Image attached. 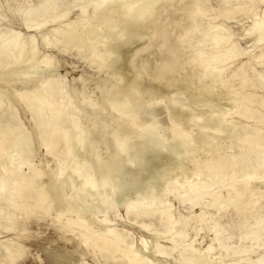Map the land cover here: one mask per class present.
I'll list each match as a JSON object with an SVG mask.
<instances>
[{
	"label": "bare ground",
	"instance_id": "obj_1",
	"mask_svg": "<svg viewBox=\"0 0 264 264\" xmlns=\"http://www.w3.org/2000/svg\"><path fill=\"white\" fill-rule=\"evenodd\" d=\"M50 1L53 0H38L34 9L24 10L28 13V17L23 19L26 29L39 27L40 23L35 21L39 15L52 9L49 8ZM174 1L103 0L92 9L90 17L81 19L80 29L73 22L68 24L66 31L59 32L52 28L54 31H49L48 37L40 36L45 46L59 43L61 49L71 47L81 59L96 66L97 71L105 70L106 74H115L119 78L114 86L100 88V103H91L90 96H86L85 92L83 96L90 99L85 96L77 99L72 89L67 90L65 86L60 91L55 90L52 84L55 78L51 76L52 58L45 53L38 55L37 37H22L19 33H13L0 39V81L26 85L28 81L35 80L32 90L16 92L13 97L0 91V139L10 140L2 153L5 165H0V201H11L4 198L6 186L2 176L13 168L14 160L27 163L34 149V139L47 151L62 139L65 161L48 171V182L38 193L36 206L42 207L45 193L51 188L52 200L57 199L61 213L85 216L92 212H104L115 205L121 193L129 192L130 196L122 203L126 220L150 231H163L162 238L159 237L166 242L165 246L155 242L152 247L145 248L146 245L141 244L146 253L149 252V259H146L140 255L141 250L139 252L133 246L130 234L108 226L107 218L97 220L101 227L99 230L93 229L90 222H94L90 219L82 226L71 219L66 220L65 228L75 226L84 233L73 239L76 246L87 248V239L92 240L90 251L100 264H159L157 258L162 256H173L170 264H212L208 258L210 252L214 253L211 247L200 254L201 251L197 249V253L195 244L191 243L193 239L189 243L185 240L188 236L186 227L191 224L189 221L192 219L196 224H202L204 212L195 217L174 216L172 213L175 212L171 213L165 206L170 195L182 201L189 196L191 206L195 202L198 204L201 197H209L211 200H201L203 202L199 203L215 210L216 216L212 226H208L209 231L218 226L221 208L235 209L245 229L243 239L249 240L251 247L264 244V220L260 212L263 204L256 208L264 200V144H260V125H264L260 107L263 102L260 96L255 97L251 91L264 89V74L258 73L259 76L252 80L247 77L242 64L229 78L227 66L234 63L240 53L230 41L231 34L225 26L227 21L238 16L251 19V27L245 34L253 35L254 48L263 50L256 58L264 65V6L261 0H217L218 5L214 9L217 14L210 17L197 8L190 14L181 11L180 15L184 14V18H181L184 22L186 19L187 23H183V26L175 23V26L168 19L177 7L173 6ZM166 3L170 6L166 12L168 17H162L161 9ZM110 5L114 9L113 16L109 14ZM81 14L85 15V10ZM206 16L210 19L205 22ZM217 16L219 22L215 20ZM193 32L200 35V43L213 42V48L221 51L215 49L218 53H213L214 50L210 52L208 48L193 50L200 44L191 40L190 34ZM170 38L175 43L173 47L168 44ZM153 40H157L155 50L162 52V56L151 71L144 60H138L136 65L140 53L128 50L139 43L142 45L141 53H145L149 49L147 42ZM183 53H187L184 59L187 65H193V61L200 59L195 62L198 65H194L197 73L192 74L197 79L193 92H189L192 75L188 79L179 78L180 71L175 69V63ZM43 75L48 76L42 78ZM145 76L153 82L148 89L141 83ZM81 79L78 78L79 81ZM76 91L80 90L76 88ZM56 93L60 95L58 100L53 98ZM15 96L25 101L35 138L23 128L12 111ZM160 102H164V110L161 109L167 114V126L156 121ZM86 107L91 109L93 116L87 119L86 125H82L80 117ZM106 109H111L117 117L107 115L110 117L107 124L113 123L109 134L113 150L102 157L95 137L99 135L102 138L104 121L98 116ZM232 116L238 117L241 124L227 119ZM245 120H251L254 127H246L242 123ZM194 128H197L196 132L191 133ZM160 155L169 158L166 170L159 158L156 159ZM75 158L80 161L71 170L70 163ZM190 158L193 161H190V170H187L186 165L189 164H186V159ZM129 176L132 182L126 183V188L123 186L124 178ZM76 177L80 179L79 184L74 181ZM140 178L155 179V187L132 188ZM22 186L23 179H20L18 191L22 190ZM62 187H66V192L62 191ZM143 189L152 192L149 191L147 195ZM220 191H224V194ZM145 195L150 196L149 203L144 202ZM89 198L98 199L103 209L94 208L88 202ZM216 201L218 205L214 206ZM47 209L41 208V211L46 214ZM201 224L194 225L192 233H198ZM216 238L215 233L214 240ZM235 247L237 249V245ZM221 248L225 249V246L219 245L216 249ZM212 249L215 251V247ZM236 249L225 251L230 256L243 254ZM117 254L119 260L116 259ZM257 258L247 264H264V255Z\"/></svg>",
	"mask_w": 264,
	"mask_h": 264
},
{
	"label": "rangeland",
	"instance_id": "obj_2",
	"mask_svg": "<svg viewBox=\"0 0 264 264\" xmlns=\"http://www.w3.org/2000/svg\"><path fill=\"white\" fill-rule=\"evenodd\" d=\"M102 1L103 0L50 1L49 8L51 7L52 9H50L46 14L39 15L37 20L35 21V23H40L39 27L26 29L23 24V19L28 17V13L24 10L34 9L38 3V0H0V39L6 38L13 33H19L22 37H30L31 35L37 37L36 42L38 52H40L38 53V55L42 56V54L45 53V55L49 54L52 58L51 67H53V73L51 74V76L55 78L52 81L55 90L60 91L61 88L65 86L67 90L72 89L71 91L76 94L77 99L83 98L85 96H83L85 92L86 96H90L91 99L94 98V100H91L89 97L85 96L86 98L90 99L91 103H100V88H110V86H114L119 81V78L115 74H106L105 70L97 71L98 69L96 68V66L91 65V63L87 62L88 60L86 59H81V57L77 55V51H75V49L71 47H64V49H61V45L59 43H56L54 46L50 47L45 46L42 42L41 37H48V33L57 29L59 32L66 31L68 24L73 22L77 24V28L80 29L79 23L81 22V19L90 17L92 15L91 13L93 12L92 9L96 5H100ZM217 5V0H175L173 6H177L175 7L177 10H175L174 8L173 12H171L172 14L169 15L168 19L171 22H174L173 25H175V23L176 25L177 23H180V25L183 26L182 24H186L187 21L185 19L184 22V14L181 16V11H184L186 14H190L193 9L197 8L204 11L207 15L210 16L217 14V11H214ZM168 8H170V6L167 3L165 4V6H162V17L163 15H165V17H168L166 15V12H168ZM82 10H85V15L83 14L85 17L81 14ZM109 14L111 16L114 15V9L111 7V5L109 6ZM241 17L242 16H238L235 19L229 20L225 25L227 31L231 34L230 41L236 45L237 52L240 53V56L236 57L237 60L235 59L236 61H234V63H232L231 65L228 64L226 74L229 76L243 64L244 68L246 69L247 77L255 80L259 76L258 73L264 74V65L258 58H256L261 51L263 52V50L260 47L254 48L255 45L253 35H246L251 27L252 20L249 18ZM178 19H181V21H179ZM208 19L210 18H207L206 16L204 21L206 22V20ZM215 20H217L216 22H219L220 18L217 16ZM54 26L56 29L54 28ZM190 37L192 41L199 42L200 35L198 33L193 32L190 34ZM156 41L157 40L147 42L146 45L147 47H149V49L145 51V53H143L144 51H142L141 53L142 45H140L139 43H136L129 48L128 51L132 50L133 52H138V54L140 53L136 58V65H138V60H144V64H146V66L148 65L147 67H149V70L152 71L154 66H156V64L160 62V56H162V52H157L155 50L157 44ZM202 43L198 44V46H195L193 50L208 48L210 49V52L214 50L213 53H218L219 51H221L216 47L213 48V45L211 44L213 42H210L209 44L206 43L205 45ZM168 44L170 47L174 46L175 43L173 41V38H170ZM260 45H262V43ZM215 49H217L218 52ZM177 51L178 49L175 52ZM186 55L187 53H183L181 55V58L177 59L175 63V69H178L180 71L179 78L184 77V79H188L193 73H197V67L194 65H198L195 62L200 61L199 59L197 61H193V65H187L184 62V59H186ZM189 55L190 53H188V56ZM139 57L143 58L141 59ZM146 62H148V64ZM47 76L48 75L42 78H46ZM81 77L83 78L81 79ZM78 78L81 80L79 81ZM32 80L28 81L26 85L13 83L5 84L0 81V91H3L6 96L11 95L13 97L16 92L19 93L20 91L23 92L24 90H32L31 88H33V82H35V80ZM190 80L191 87L189 89V92H193L192 90H194L195 86H197V79L194 75H192V78H190ZM141 83L145 89H148L151 87V85H153V82L147 76L143 77ZM224 85L226 86V84ZM224 85L222 86L224 87ZM76 88L78 91H80L77 92ZM251 91L253 92V95L255 97H261V100L263 102L260 107V109L262 110L261 116L264 117V89L255 88L254 91ZM221 93L222 92H220L219 95ZM78 95H80V97H78ZM59 96L60 95L57 93L54 94V100H58ZM153 101L154 100H151V102ZM12 103V105H14V107H12V111L16 113L19 121L22 123L23 128L32 133L33 137L35 138L33 124L31 122V117L29 116L30 113L26 110L25 101L21 100L18 96H15L12 100ZM163 106L164 102H160V106H158V108L160 107V110L157 108L158 113L156 121L162 126H167L168 118L166 112L162 111V109L164 110ZM107 115L115 116L114 118L117 117V115L111 109H106L98 116L101 121H104V124L106 123L105 125L103 124V131L101 134L102 138H99V135L95 137L98 142L99 151L103 154L102 157H106V155L104 154L108 152L112 153L113 150L111 143L112 138H110L111 135H109L112 131L113 123L111 122V125L107 124L108 120L110 119V117H108ZM92 116L93 112L89 107H86L83 116L80 117V122L82 123V125H86L87 119H90ZM227 119H232L235 124H241V121L236 116H232V118L230 117ZM162 121H165L167 123L164 122V124L162 123ZM108 123H110V120ZM242 123H244L248 128L252 126L251 120H245L242 121ZM260 128L262 129V131L260 132V137L262 139L260 141V144H264V125H260ZM196 129H191L193 131L190 132L194 133V131L196 132ZM9 141L8 139H0V165H5V161L3 160L4 155H2V153L4 154V149H7V144H9ZM34 143L35 144L32 155L28 159L27 163H25L26 165L23 162L14 160L13 168H10L8 172L4 173V175L2 176V180L4 181V184L6 186L4 198L11 199V201H0V264H32V262L35 260L45 262V264H47V262L49 261L55 260H63L66 262V264H100V262H98L97 259L93 257L92 252L90 251V247L93 244L92 240L87 239V242L85 243L87 248L83 247L82 245L76 246V241H74L73 239H76L78 236H80L79 234L82 233V229H77L75 226H73L71 229L65 228L66 226H64V223L69 219H71L70 221H73L74 223L81 226L88 223L87 220L90 219V221L94 222H90L91 226L93 227V229L96 228L97 230L101 229V227L99 226V221H102V219H108V226H110L111 228H115L118 231H124L130 234L133 240V246L139 252L141 250L140 255L144 258L146 257V259H149V252L147 251L146 253L145 251L146 247H152L153 245H155V242L162 243V245L165 246L164 244H166V242L161 239L163 235V231L161 233L162 229H152V232L150 231L151 229L141 228L139 224L131 223L126 220V212L122 203L125 202V199H128V196H130L129 192L121 193L115 205L107 208V210H105L104 212H92L90 213V215L85 214V216H83L82 214L75 215L61 213L59 211V204L57 203V199H55L54 201L52 200L53 190L51 188L48 189V191L45 193L42 207L36 206L35 202L38 200V193H40V190H42V188L44 187L43 184H46V182H48V171L54 169L59 164V162L61 164L63 161H65V156L62 153L64 147V141L62 139L55 142L48 151L40 145L36 138L34 139ZM158 158L162 162L166 170L169 167V158L163 155L158 156L156 159ZM75 159L70 163L71 170L75 169V167L79 164L80 160H78V158ZM190 161L193 160L191 158L190 160L186 159V164H189H185L187 170H190ZM0 173H2L1 167ZM20 179H23V186L22 190L18 191L17 188H20ZM124 179L125 180L123 182V186L125 187L128 186L130 182H132L130 176ZM74 181L77 184L80 183V179L78 177H76ZM155 183V179L147 180L146 178H140L136 183L137 186L133 184L132 188H152L155 187ZM61 189L64 192H66L67 190L66 187H62ZM143 190L145 192L147 191V195L149 194L150 190ZM151 192L152 191H150V193ZM220 192L224 194V191ZM147 195H145L144 197L145 203H149L151 201L149 199L150 196ZM188 197L189 196L183 198L182 201L180 198H174L170 195L167 197L165 206L169 208L171 213L175 212L172 213V215L174 216L179 214L184 217H195L197 215H202V211L204 212V215H202V224L197 223L198 225L201 224L202 226H198L199 228H201L198 233H192L194 227L197 226L196 221H192L191 219L189 221V223L191 224H188V226L186 227L188 228V236L185 237V240L187 239L186 241L189 243L193 239L191 243L195 244L197 253L201 251V254L202 251L204 252L205 249L211 247V251H213L214 253L210 252L211 254L208 255V258L212 260V264H247L250 263V261H256L257 257H261L262 255H264V244L259 247H251L250 241L243 239L245 229L241 225V217L237 215V211L235 209L234 211H232L230 208H221L219 212L218 226L214 230L209 231L208 226H212L213 218H215L216 216L215 210L213 208L204 207L202 206V204L199 205V203L211 199H208L209 197L206 196H204L203 198L201 197V199H198L197 201L198 204L195 202L191 206V199H189ZM94 199L89 198L88 202L92 206H94V208H99L102 210L103 207L99 206L100 201L98 199H95L94 201ZM102 203L103 202L101 201V204ZM259 203L260 206L258 205L257 207L256 205V208L261 207L263 204L260 212L262 211L261 215L263 217L262 219L264 220V200H262V203L261 201ZM188 204H190V206ZM217 205L218 201L214 203V206ZM41 208H48V212L44 214L41 211ZM58 215H60L59 219L57 218ZM97 217L100 219H98ZM97 220H99L98 223ZM215 233L217 234L216 240H214ZM107 239H111V237H107ZM218 242H220V244H218ZM142 243L146 245L145 248H142ZM219 245L221 247L225 246V249H216L219 248ZM236 245L237 249L235 247ZM212 247H215L216 253L214 249H212ZM197 249L199 250V252ZM233 249L242 251L243 254H237L233 256L227 255L226 251H232ZM164 257L165 256L157 258V262L159 264H170L172 262L171 257L173 259V256L165 258ZM116 259H120V256L118 254L116 255ZM110 264H114V262H111Z\"/></svg>",
	"mask_w": 264,
	"mask_h": 264
},
{
	"label": "snow or ice",
	"instance_id": "obj_3",
	"mask_svg": "<svg viewBox=\"0 0 264 264\" xmlns=\"http://www.w3.org/2000/svg\"><path fill=\"white\" fill-rule=\"evenodd\" d=\"M261 2H262V6H264V0H261ZM32 264H45V262L35 260L32 262ZM47 264H66V262L63 260H55V261H49L47 262Z\"/></svg>",
	"mask_w": 264,
	"mask_h": 264
}]
</instances>
